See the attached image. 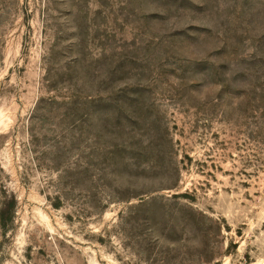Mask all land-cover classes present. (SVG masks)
Masks as SVG:
<instances>
[{"label":"rangeland","instance_id":"obj_1","mask_svg":"<svg viewBox=\"0 0 264 264\" xmlns=\"http://www.w3.org/2000/svg\"><path fill=\"white\" fill-rule=\"evenodd\" d=\"M264 262V0H0V264Z\"/></svg>","mask_w":264,"mask_h":264},{"label":"bare ground","instance_id":"obj_2","mask_svg":"<svg viewBox=\"0 0 264 264\" xmlns=\"http://www.w3.org/2000/svg\"><path fill=\"white\" fill-rule=\"evenodd\" d=\"M222 264H226L225 262H223ZM255 264H264V262H257V263H255Z\"/></svg>","mask_w":264,"mask_h":264}]
</instances>
